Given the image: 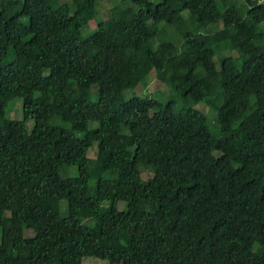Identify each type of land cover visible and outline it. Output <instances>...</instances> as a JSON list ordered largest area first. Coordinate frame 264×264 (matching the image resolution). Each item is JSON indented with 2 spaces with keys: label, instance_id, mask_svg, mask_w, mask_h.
Returning a JSON list of instances; mask_svg holds the SVG:
<instances>
[{
  "label": "trees",
  "instance_id": "16d2710c",
  "mask_svg": "<svg viewBox=\"0 0 264 264\" xmlns=\"http://www.w3.org/2000/svg\"><path fill=\"white\" fill-rule=\"evenodd\" d=\"M111 1L0 0V264H264V2Z\"/></svg>",
  "mask_w": 264,
  "mask_h": 264
},
{
  "label": "rangeland",
  "instance_id": "374dc122",
  "mask_svg": "<svg viewBox=\"0 0 264 264\" xmlns=\"http://www.w3.org/2000/svg\"><path fill=\"white\" fill-rule=\"evenodd\" d=\"M63 1H66V0H63ZM261 1L264 2V0H261ZM101 6H102V8L99 9L100 13L97 10L96 14L99 13L100 18L104 19L110 15L111 8L113 6V2L111 0H101ZM94 13H95V11H94ZM99 25H100V23H99V21H97V17H95L92 19V21L88 25V28L86 27L85 30L92 31L93 29H95ZM236 52H237L236 50L229 51V53L227 52V54H231L234 57H237ZM216 61H217L218 66L220 67L219 57L216 58ZM237 63L240 65L241 60H238ZM150 77H151V83H150L148 88H145L142 85H139L135 88V90H132V92L135 94L145 95L147 93H154L155 91H158V90L162 91V92L164 91L166 94L165 98L161 97L160 101L165 102L167 99H173L175 101V104L178 107H181L183 105L181 95L178 92L171 91L168 86H166L162 81H160L156 77V73L154 71L150 74ZM132 92L129 91L128 94H126V97H128L130 95V93H132ZM213 104L214 103H209L208 100H206V101H202V102L198 103L197 105H195V107L200 108L205 113H207L212 129L217 130L218 125H216V123H214V121H213V119L216 116V111L213 110ZM22 106H23V100L22 99H20V98L14 99L13 101H11V103L7 107V116L10 118H22V116H23ZM57 122L59 124H63V122L61 120H58ZM29 126L31 127L32 123H30ZM96 153H97V144L93 145L89 150V155L91 157H95ZM142 175H143V180L147 181L150 178V176L152 175V172L148 170V171L143 172ZM124 207H126V202L120 201L118 203V208L123 209ZM62 211L64 214L67 213L65 201L62 202ZM25 234L27 236H31L34 234V231L32 229H26ZM83 264H113V263H110L108 260H104V259H100V258H96V257H85L83 260ZM121 264H127V262L124 261Z\"/></svg>",
  "mask_w": 264,
  "mask_h": 264
}]
</instances>
